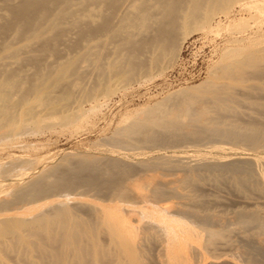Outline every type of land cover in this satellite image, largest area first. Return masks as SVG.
<instances>
[{"label": "bare ground", "instance_id": "obj_1", "mask_svg": "<svg viewBox=\"0 0 264 264\" xmlns=\"http://www.w3.org/2000/svg\"><path fill=\"white\" fill-rule=\"evenodd\" d=\"M235 5L264 13L263 0H0V264H264V35L105 152L22 154L25 136L79 131L98 97L170 68Z\"/></svg>", "mask_w": 264, "mask_h": 264}, {"label": "rangeland", "instance_id": "obj_2", "mask_svg": "<svg viewBox=\"0 0 264 264\" xmlns=\"http://www.w3.org/2000/svg\"><path fill=\"white\" fill-rule=\"evenodd\" d=\"M259 4L263 3L259 2ZM229 13V15L221 13L215 16V23L221 24L217 32L204 30L191 35L183 44L174 65L164 72L155 70L153 76L137 77L123 88L118 87L120 86L117 85L118 82L113 80L112 84L117 85V91L115 90V94L106 99L102 96L98 97L102 99V103L106 102L96 114L87 113L88 117L86 116L81 130L57 127L42 135H27L23 140L30 149L27 148V152L22 154L37 155L41 158L58 155V158H62L67 152L68 154L88 151L101 153L104 148L107 150L109 144L107 143L105 147L104 141L107 142L120 125L133 118H143L142 111L158 103H164L172 93L203 83L221 62L224 53L236 51L235 49L240 45H247L248 40H255L264 35V13L256 14L253 10L245 9L240 5H235ZM239 19H244L246 23L240 27H226L230 22ZM238 92L240 93V89ZM89 108L90 103L82 106L86 111ZM211 145L208 144L209 150L207 147L206 150L203 149L205 147L202 149L205 152L211 151ZM192 150L189 154L191 159L196 160L198 155ZM243 150L246 151L245 148ZM62 151L66 153L61 154Z\"/></svg>", "mask_w": 264, "mask_h": 264}]
</instances>
